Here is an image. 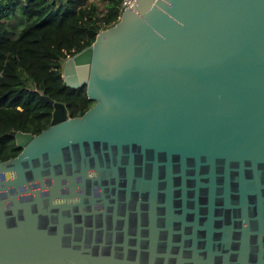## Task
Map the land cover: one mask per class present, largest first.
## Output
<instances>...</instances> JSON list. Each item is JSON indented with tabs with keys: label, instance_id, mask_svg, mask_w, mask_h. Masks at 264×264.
<instances>
[{
	"label": "water",
	"instance_id": "obj_1",
	"mask_svg": "<svg viewBox=\"0 0 264 264\" xmlns=\"http://www.w3.org/2000/svg\"><path fill=\"white\" fill-rule=\"evenodd\" d=\"M62 72L95 104L10 132L0 264H264V0H139Z\"/></svg>",
	"mask_w": 264,
	"mask_h": 264
},
{
	"label": "trees",
	"instance_id": "obj_2",
	"mask_svg": "<svg viewBox=\"0 0 264 264\" xmlns=\"http://www.w3.org/2000/svg\"><path fill=\"white\" fill-rule=\"evenodd\" d=\"M0 0V157L16 156L12 130L40 134L51 123L54 101L64 102L70 117L89 110L95 100L86 86L66 85L64 61L92 45L101 30L117 24L122 0ZM26 16L21 31L9 28L18 12Z\"/></svg>",
	"mask_w": 264,
	"mask_h": 264
},
{
	"label": "rangeland",
	"instance_id": "obj_3",
	"mask_svg": "<svg viewBox=\"0 0 264 264\" xmlns=\"http://www.w3.org/2000/svg\"><path fill=\"white\" fill-rule=\"evenodd\" d=\"M96 2L99 4V13L103 14L104 12H106V10H107V2L103 1V0H96ZM138 16H140V15H138ZM122 17H123V15L121 16V18L119 19V22L117 24H119L121 22ZM15 18H18V19L13 20V22L15 21L13 23V25H9V24L8 25H9V28L11 30H14V31L18 32V31H21L22 28L24 27V24L26 22V16L24 14H22L21 11H19ZM116 25H114V26H112L110 28H107V29H103V30L100 31V33L104 32L106 30H109V29L115 27Z\"/></svg>",
	"mask_w": 264,
	"mask_h": 264
},
{
	"label": "flooded vegetation",
	"instance_id": "obj_4",
	"mask_svg": "<svg viewBox=\"0 0 264 264\" xmlns=\"http://www.w3.org/2000/svg\"><path fill=\"white\" fill-rule=\"evenodd\" d=\"M121 36H117V37H114V39H112V40H110V42H111V45L115 48V50H122L123 48H124V43H121L122 41H123V39L122 38H120ZM123 37V36H122ZM22 150V149H21ZM20 153V152H19ZM18 153V154H19ZM17 154V155H18ZM16 155V156H17ZM12 157H15V156H12ZM12 157H10V158H12ZM9 159V158H8ZM52 183V181L50 180V179H48L47 181H46V184L47 185H50ZM37 188H39V185L38 184H35V185H33L32 187H31V190H34V189H37ZM22 190V189H21ZM12 193L14 194L15 193V190H13L12 191ZM41 193L43 194V195H45L46 193H47V189H43L42 191H41ZM33 195H34V193L33 192H26V193H22L21 194V196L19 197V199L21 200V201H27V200H31L32 199V197H33Z\"/></svg>",
	"mask_w": 264,
	"mask_h": 264
},
{
	"label": "built area",
	"instance_id": "obj_5",
	"mask_svg": "<svg viewBox=\"0 0 264 264\" xmlns=\"http://www.w3.org/2000/svg\"><path fill=\"white\" fill-rule=\"evenodd\" d=\"M139 0H122L120 5L121 14L123 15L125 10L129 9L132 11H137Z\"/></svg>",
	"mask_w": 264,
	"mask_h": 264
},
{
	"label": "crops",
	"instance_id": "obj_6",
	"mask_svg": "<svg viewBox=\"0 0 264 264\" xmlns=\"http://www.w3.org/2000/svg\"><path fill=\"white\" fill-rule=\"evenodd\" d=\"M121 16H122V14L120 15L119 19L121 18ZM15 17H16V15H15L13 18H11L10 20H8V24H9V25H13V23L15 22V21L13 22V20L18 19V18H15ZM118 22H119V21H118ZM118 22H117V23H118Z\"/></svg>",
	"mask_w": 264,
	"mask_h": 264
}]
</instances>
